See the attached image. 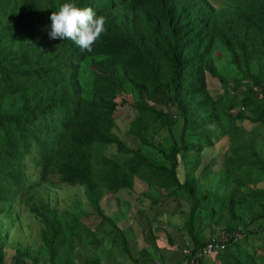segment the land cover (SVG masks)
I'll return each mask as SVG.
<instances>
[{
  "label": "trees",
  "instance_id": "1",
  "mask_svg": "<svg viewBox=\"0 0 264 264\" xmlns=\"http://www.w3.org/2000/svg\"><path fill=\"white\" fill-rule=\"evenodd\" d=\"M65 2L106 17L107 32L91 53L49 37L50 15ZM222 59L236 77L219 72ZM85 63L90 68L83 81ZM206 76L217 80L219 92L207 88ZM118 108L133 113L124 138L114 131ZM259 127L264 0H0V264H101L93 229L53 204L59 186L82 188L131 264H264V256L258 261L240 243L264 232V180L237 173L245 166L264 175ZM213 128L216 139H224L222 194L204 192L189 170L202 150L213 149ZM128 136L139 146H127ZM106 145L126 157L106 156ZM148 148L160 153L161 163L144 154ZM153 186L180 192L187 202L172 228L179 241L165 233L177 248L188 241L187 252L163 254L157 263L146 251L149 244L156 248L151 231L164 214L161 202L146 194ZM105 193L115 205L125 201L147 212L146 223L138 224L136 257L125 230L101 208ZM21 213L39 223L38 242L12 247L7 232L20 228ZM211 238L222 248L208 259L200 250ZM78 244L92 249L76 253ZM6 247L13 250L8 262Z\"/></svg>",
  "mask_w": 264,
  "mask_h": 264
},
{
  "label": "rangeland",
  "instance_id": "2",
  "mask_svg": "<svg viewBox=\"0 0 264 264\" xmlns=\"http://www.w3.org/2000/svg\"><path fill=\"white\" fill-rule=\"evenodd\" d=\"M222 1L225 3L227 2L235 4L240 3L242 0ZM86 68H90L89 63H85L82 66L83 81H85V77L88 75V73L86 72ZM218 69L219 72L223 75L231 77H236L237 75V71H234V68L226 63L223 59L218 63ZM206 82L207 88L210 89V91H220L221 86L220 84H218L215 78L206 76ZM114 114V131L121 137H123V125L133 116V113L130 109L126 110L123 108H118ZM217 126L222 128L219 123H217ZM213 131V140H215L216 142L214 143L213 149L202 150L199 157V163H197V166H195V168L189 170H192V173H194V175L199 178V182L201 183L204 192L209 193L213 191L216 194H222L227 175V170L224 169L223 163V153L225 149L224 139H216L218 137V130L213 128ZM255 135L257 137V141L258 139L264 137V128H257ZM159 139H164L163 133L159 135ZM125 143L127 144V146L133 148L139 146V142L131 136L125 138ZM142 150L144 154L153 162H162V157L156 150H153L151 148ZM101 152L106 156L119 161L123 160V158L126 157L121 153H118L113 145L103 146L101 148ZM211 158H213V162L210 164L209 161L211 160ZM237 173L241 176L249 175L251 180H264V175H262V173L255 167L242 166L237 169ZM179 175H182L181 168L179 171ZM49 179L56 180V177L54 175H50ZM260 183H262V186L264 185V181ZM64 188L65 189H61L59 186V190L55 191L56 202H54L53 204L58 209L65 208L73 217L78 218L84 225L93 229L94 234L97 237L98 244H93L92 248L97 253L99 262L101 264H131L128 257L122 253L123 251L119 242H112V238L109 235V232L111 230L110 226L107 223L103 222L100 217L88 206L82 188ZM146 194L151 198L159 200L161 202L160 209L164 211V214L158 216V220L154 222V224L158 226L160 230L157 229L151 231V234H153L157 240L155 241V244H157L156 248L155 245L149 244V246L146 248V251L150 254L152 261L160 260L161 256H163L164 250L168 252V254H166V257L174 256L175 254H177V250L182 251V249L187 248L188 241H186L185 244L183 243V245L182 242H179V248H177L176 246L167 242L165 233H169L171 236H173V238H175L176 241H179L178 235L180 233L178 231L176 232V230H172V228L174 224L181 223L182 218L187 210V202L184 199L183 194L180 192L169 193V191L164 188H157L154 186L148 187L146 189ZM114 199L115 198L112 194L105 193L101 199V208L108 216L113 219L114 223H116L119 228L125 230L124 233L127 237L128 248L130 249L131 254L136 257L137 252L142 248L139 244L140 228L138 224L143 226L146 223L145 214L147 212L140 210L138 207L133 206V204H128L125 201H122L118 205H115ZM205 213L206 212H202L201 217L205 215ZM18 218L20 219V221H18L20 228L15 229V227H13L7 232L8 244L10 246L13 245L12 247H14L15 245L22 247L27 240L33 242L37 241L36 237H38L37 234L40 226L39 223L25 213H21ZM153 229L154 228H152V230ZM238 237H240V235H238ZM240 243L241 246L248 249L250 253H254L255 256H259L256 258L257 260L261 259L260 255L264 256V232L258 231L256 233L250 234V236H248L247 238L241 239ZM85 248L92 249L90 246ZM85 248L84 246H80L78 244L75 246L74 250L76 253L82 254ZM6 249L5 260L6 262H8L11 255L13 254V250L11 247H6ZM207 257L208 259H210V256L207 255Z\"/></svg>",
  "mask_w": 264,
  "mask_h": 264
},
{
  "label": "clouds",
  "instance_id": "3",
  "mask_svg": "<svg viewBox=\"0 0 264 264\" xmlns=\"http://www.w3.org/2000/svg\"><path fill=\"white\" fill-rule=\"evenodd\" d=\"M51 39L73 42L82 52L91 53L93 46L107 29L106 17L97 15L90 7H78L74 2H65L50 15Z\"/></svg>",
  "mask_w": 264,
  "mask_h": 264
},
{
  "label": "built area",
  "instance_id": "4",
  "mask_svg": "<svg viewBox=\"0 0 264 264\" xmlns=\"http://www.w3.org/2000/svg\"><path fill=\"white\" fill-rule=\"evenodd\" d=\"M222 248V244L216 242L214 238H211L204 246L201 247L200 253L204 256L210 255L213 251ZM183 253L187 252V249H182Z\"/></svg>",
  "mask_w": 264,
  "mask_h": 264
},
{
  "label": "crops",
  "instance_id": "5",
  "mask_svg": "<svg viewBox=\"0 0 264 264\" xmlns=\"http://www.w3.org/2000/svg\"><path fill=\"white\" fill-rule=\"evenodd\" d=\"M139 238H140V240H141V237H139ZM165 249H166V248H165ZM159 253H160V252H159ZM163 254H168V252L164 250V251H163ZM154 262L157 263L158 260H155Z\"/></svg>",
  "mask_w": 264,
  "mask_h": 264
}]
</instances>
